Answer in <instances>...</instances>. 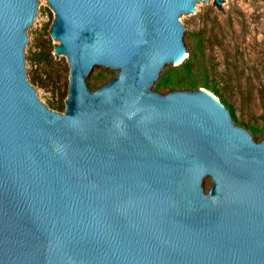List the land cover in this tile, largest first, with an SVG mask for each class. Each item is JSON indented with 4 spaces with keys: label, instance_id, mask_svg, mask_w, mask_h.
Here are the masks:
<instances>
[{
    "label": "water",
    "instance_id": "water-1",
    "mask_svg": "<svg viewBox=\"0 0 264 264\" xmlns=\"http://www.w3.org/2000/svg\"><path fill=\"white\" fill-rule=\"evenodd\" d=\"M46 1L64 114L31 76L43 0H0V264H264V139L158 89L195 55L187 19L227 0Z\"/></svg>",
    "mask_w": 264,
    "mask_h": 264
},
{
    "label": "rangeland",
    "instance_id": "rangeland-1",
    "mask_svg": "<svg viewBox=\"0 0 264 264\" xmlns=\"http://www.w3.org/2000/svg\"><path fill=\"white\" fill-rule=\"evenodd\" d=\"M45 16L39 29L31 33L36 50L31 60V76L44 92V104L64 114L70 89L69 62L57 53L59 42L52 36L55 14L43 0ZM185 28L193 36L195 55L191 71L181 63L166 77H189L205 89L215 85L238 116V125L260 141L264 139V0H227L226 9L206 2L188 19ZM188 60V59H187ZM186 60V61H187ZM114 73H98L94 91L115 78ZM169 93L170 91L167 90ZM213 182L210 184V188Z\"/></svg>",
    "mask_w": 264,
    "mask_h": 264
},
{
    "label": "trees",
    "instance_id": "trees-1",
    "mask_svg": "<svg viewBox=\"0 0 264 264\" xmlns=\"http://www.w3.org/2000/svg\"><path fill=\"white\" fill-rule=\"evenodd\" d=\"M191 57V55H190ZM182 66L187 70L191 71L192 69V62L189 58L187 61H185ZM205 89L211 91L214 93L217 97L220 98L221 103L227 108L231 109L232 107L226 102L223 95L221 94L220 90L215 86L212 85L210 82L206 81L203 86ZM165 88L169 91L173 90H196L198 89V84L196 82H193L189 77L175 79L172 76H168L161 80V82L158 84V89ZM253 132H256L257 130L254 128L252 129Z\"/></svg>",
    "mask_w": 264,
    "mask_h": 264
}]
</instances>
